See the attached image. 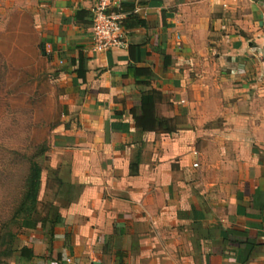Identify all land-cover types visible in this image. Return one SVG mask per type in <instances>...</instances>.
<instances>
[{
	"label": "crops",
	"instance_id": "1",
	"mask_svg": "<svg viewBox=\"0 0 264 264\" xmlns=\"http://www.w3.org/2000/svg\"><path fill=\"white\" fill-rule=\"evenodd\" d=\"M114 2L124 46L93 52V0H37L59 221L11 264H264V0ZM147 93L169 130L137 127Z\"/></svg>",
	"mask_w": 264,
	"mask_h": 264
},
{
	"label": "rangeland",
	"instance_id": "2",
	"mask_svg": "<svg viewBox=\"0 0 264 264\" xmlns=\"http://www.w3.org/2000/svg\"><path fill=\"white\" fill-rule=\"evenodd\" d=\"M37 0H0V243L3 228L20 237L26 231L8 224L20 197L37 149L49 150L54 132L64 120L66 109L58 69L41 55L42 38L34 15ZM46 156V155H45ZM47 169V161L38 159ZM42 207L52 195L43 191ZM20 237L15 247L21 246ZM0 246V253L2 252ZM13 257H0L11 264Z\"/></svg>",
	"mask_w": 264,
	"mask_h": 264
},
{
	"label": "trees",
	"instance_id": "3",
	"mask_svg": "<svg viewBox=\"0 0 264 264\" xmlns=\"http://www.w3.org/2000/svg\"><path fill=\"white\" fill-rule=\"evenodd\" d=\"M115 12L117 13L116 10ZM40 51L42 56L47 57L44 46H40ZM155 101L156 97L154 93H147L141 96L140 114L142 120L137 122V127L142 132L157 131L158 129L169 130V127L166 125L167 121H160L155 117ZM48 151L47 147L42 146L38 148L36 153L29 159L28 173L19 200L13 209L8 223L15 225L18 230H36L41 224L48 223L49 231H53L54 226L59 221L57 209L51 201L40 207L41 202L39 200V194L42 184L41 175L44 170L37 160L43 159L48 161L47 156H45ZM53 180L58 183L56 178ZM19 237V234L13 233L9 229V225L3 228L0 243L3 250L0 253V257L9 259L17 253L20 257L25 259H30L32 257V252L27 248L22 247L19 249L15 247V242Z\"/></svg>",
	"mask_w": 264,
	"mask_h": 264
},
{
	"label": "built area",
	"instance_id": "4",
	"mask_svg": "<svg viewBox=\"0 0 264 264\" xmlns=\"http://www.w3.org/2000/svg\"><path fill=\"white\" fill-rule=\"evenodd\" d=\"M93 1L90 8L92 51L108 52L123 47V17L115 12L114 0Z\"/></svg>",
	"mask_w": 264,
	"mask_h": 264
}]
</instances>
